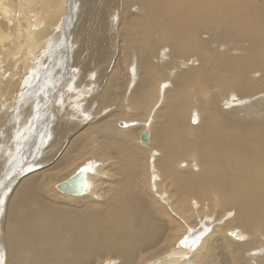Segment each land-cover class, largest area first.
Wrapping results in <instances>:
<instances>
[{
  "label": "bare ground",
  "instance_id": "bare-ground-1",
  "mask_svg": "<svg viewBox=\"0 0 264 264\" xmlns=\"http://www.w3.org/2000/svg\"><path fill=\"white\" fill-rule=\"evenodd\" d=\"M3 1L0 150L22 154L0 165V264H264V1L70 0L63 22V0ZM35 49L42 81L15 92ZM79 171L83 195L60 192Z\"/></svg>",
  "mask_w": 264,
  "mask_h": 264
},
{
  "label": "rangeland",
  "instance_id": "rangeland-1",
  "mask_svg": "<svg viewBox=\"0 0 264 264\" xmlns=\"http://www.w3.org/2000/svg\"><path fill=\"white\" fill-rule=\"evenodd\" d=\"M9 1H11V2H13V4L11 3V2H9ZM14 1H17V0H14ZM14 1H12V0H5V2L7 3V5H8V8H9V10H11L12 11V14H14V15H19V13H20V11L21 10H25V9H27L26 10V13H28L27 11H30L31 13H32V11H33V13L32 14H30V13H28V15L30 14V16L31 17H35V15L33 16V14H35V12L34 11H36V9L38 10L39 8L38 7H40L41 8V10H42V16H45V15H47L48 14V11H50V9L52 8V9H54V3H58V1H61V0H58V1H54V0H45V1H39V4L36 6L35 5V10H33L32 9V7H29L28 8V6H26V7H23L22 6V4H20L18 1H17V3L16 2H14ZM70 0H63V17H62V22L65 20V18H66V13H67V8H68V2H69ZM77 0H71V2H75V4H77L78 3V1L76 2ZM79 1H81V0H79ZM257 1H264V0H257ZM4 2V1H3ZM4 2V3H5ZM51 2V4H49ZM62 2V1H61ZM41 3V4H40ZM65 3V4H64ZM44 4H45V6H47L46 7V9L45 8H43V7H45L44 6ZM49 4V5H48ZM17 5H19V6H17ZM41 5H43V6H41ZM67 5V6H66ZM73 5V4H72ZM10 6V7H9ZM14 7L13 9H12V7ZM22 6V7H21ZM64 6H65V8H64ZM73 7L75 8L76 7V5L74 6L73 5ZM11 8V9H10ZM18 8H20V10L18 9ZM23 8V9H22ZM49 10H48V9ZM18 9V10H17ZM17 10V11H16ZM32 10V11H31ZM65 10V11H64ZM44 11V12H43ZM47 13H46V12ZM43 13H45V14H43ZM2 13H1V11H0V21L1 22H3L2 20V16L3 15H1ZM14 15H12V17L14 16ZM169 15V14H168ZM113 16V15H112ZM13 18H16V17H13ZM12 19V18H11ZM16 20V19H15ZM0 22V23H1ZM8 26H10V23L8 24ZM10 28V27H9ZM65 29V25H64V27H63V24H62V26L61 27H59V29L57 30V32H55L56 34L57 33H59V34H61V37L62 36H64L63 34H64V30ZM8 32H10V31H8ZM64 39V41H65V43H66V39L65 38H63ZM206 41H208V42H204L203 44H197V43H195L193 46H191L190 48H188V49H186V51L187 50H189V49H194V50H196V51H198V52H200L201 51V45H204V44H212V45H215V42H212V41H209V40H206ZM228 42V44H226V43H222L221 44V46H222V48H221V51L222 52H224L223 51V48L226 46V47H229L228 49H230V48H232V49H234L235 50V44L233 43V42H230V41H227ZM64 42H63V40H61L58 44H57V47H56V51H55V54H54V59L57 57V55L59 54V49H60V47L61 46H63L64 44H65ZM248 45H250V46H255V43H247ZM260 46V44H256V47H259ZM213 47H216V46H213ZM9 53H11V54H13V52H14V50L13 49H10L9 51H8ZM3 52L0 50V55L2 54ZM47 53V52H46ZM46 53H42V51H41V49H35V50H33L32 51V53H31V56H30V60H29V69L28 70H24V73L25 74H20V72H17L16 74H15V77L17 78V76H19V78H17L16 79V82H22L23 84L24 83H26L27 84V86H25L24 85V87L22 88V89H19V87L17 88V90L15 91V92H18V93H21V94H23V92L25 91V90H28V89H30V86L32 85V84H39V83H41V81H42V79H37V77H38V75L40 74V70L41 69H43L44 68V66L45 65H48L49 64V62L51 61H49V58H47L48 56H46ZM231 54V53H230ZM46 58H45V57ZM44 57V58H43ZM211 56L210 55H208L207 57H206V60H208L209 58H210ZM42 60V61H41ZM204 60L205 59H203L199 54H197V53H195V52H189L188 54H186L185 55V57H181V61L186 65V64H191V63H195V64H197V66L198 67H200V65L201 64H204ZM44 61V62H43ZM40 62H41V66H40ZM34 64V65H33ZM31 66V67H30ZM207 66H211V64H209V65H207ZM187 67H185L184 66V69H186ZM34 71V73L32 74V72ZM127 71V70H126ZM27 72V73H26ZM29 72V73H28ZM60 73V71L58 72V74ZM127 73H128V71H127ZM172 73H173V71H171V72H169V74L168 75H170V78H169V81H167L168 80V78L166 79V80H164L162 83H161V85H162V87H161V90H160V92H161V94H162V96H163V85H165V86H167V87H169L168 85H169V83H170V79H171V75H172ZM29 74V75H28ZM58 74H57V77H58ZM11 74H8L7 73V76L8 77H11L10 76ZM21 75V76H20ZM78 74H77V72L76 71H73L72 73H70V78L71 79H73V78H75L76 76H77ZM23 76V77H22ZM25 77V78H24ZM39 77H41V74L39 75ZM93 77L94 78H96V75H93ZM129 77L130 76H128V79H129ZM23 78V79H22ZM59 78V77H58ZM126 78H127V75H126ZM22 79V80H21ZM3 80L2 79H0V82H2ZM131 83V82H130ZM163 89V90H162ZM60 91L62 92V91H64V90H58V92L60 93ZM78 98H80V96H77ZM77 97H75V98H77ZM186 97V99H188V100H192V98H190L189 96H185ZM4 98V97H3ZM3 98H0V117L2 116V114L3 113H5V111H6V109H4V107L6 106V103L5 102H3L4 100H3ZM82 100L84 99V98H81ZM81 99H77L76 100V102H74V104H77V103H82V100ZM161 99V100H160ZM80 101V102H79ZM163 101V98H159V100H158V102L157 103H161ZM21 101L20 100H18L17 102H16V104L17 105H19V106H22V107H24V105L23 104H18V103H20ZM9 104H11V105H13L14 103H15V100H9V102H8ZM84 103H85V100H84ZM194 103H195V101H194ZM55 105H56V107H55ZM59 105V106H58ZM61 106V104H57V103H55L51 108L56 112V111H59L60 113L63 111V108H61L60 107ZM161 105H159L154 111H152L150 114H149V116H148V119H147V121H145V123L143 122L142 123V125L141 126H143V129H147V127H148V124H149V122L152 120V117H153V115H154V112L160 107ZM54 107H55V109H54ZM58 107V108H57ZM4 110V111H3ZM62 110V111H61ZM1 111L3 112V113H1ZM8 114H7V116H6V118H3V120H0V124L2 125V127L0 126V133L2 132V130L3 129H7V127H8V125H9V123L14 119V118H16L15 116L17 115V110H8V111H6ZM10 112V113H9ZM195 112V111H194ZM152 114V115H151ZM79 118L80 119H82V120H87V119H85V114L83 115V112H80L79 113ZM11 117V118H10ZM13 117V118H12ZM88 118V117H87ZM8 119V120H7ZM2 121V122H1ZM3 121H4V125H3ZM46 121V120H45ZM44 121V122H45ZM78 121V120H77ZM121 121H123V122H127L128 124H130L131 123V125L132 124H134L133 122H135L136 124H137V122L136 121H131V120H128V119H123V120H121ZM128 121H130V122H128ZM73 122H76V120H73ZM8 124V125H7ZM193 124H195V123H193ZM139 126V125H138ZM137 126V127H138ZM146 126V127H145ZM140 129H138V130H140V134L138 135V137H140V135L143 133V132H145L141 127H139ZM43 128H42V126H34V129H33V133L34 134H36V133H39V131L40 130H42ZM23 136H25V135H23ZM46 139V141L47 142H51L52 140H53V137H46L45 138ZM31 140V139H30ZM139 140V138L137 139V141ZM138 143H140L139 141H138ZM28 145H29V139H26V145H25V147H28ZM140 145V144H139ZM31 148H29L28 150H30ZM20 150H18V151H14V154H13V156L9 159V161H4L6 158H7V153H6V148H4V149H2V150H0V165H2V163H3V165H13V164H16L17 166H18V162H17V159H18V155H19V157L21 156L20 154H22V152H19ZM12 153H13V151H12ZM11 153V154H12ZM10 154V155H11ZM33 156L34 155H28V157L26 158V161H25V164H26V166L27 165H30V163H32L33 161H34V158H33ZM93 157L94 158H97V157H100V155L99 154H94L93 155ZM152 157H153V159L155 158L154 157V155H152ZM94 159H92V160H82L83 162H87V161H93ZM103 164H105L106 165V169L107 168H109L110 167V163H108L105 159L103 160V162H101V168H102V166H103ZM99 166V165H98ZM6 173H4V172H2V171H0V184L2 183V181H3V179H4V175H5ZM18 175H20V174H18ZM20 178V177H19ZM6 188H4L3 189V191L5 190ZM232 217V215L230 216V215H228L227 217H226V219H229V218H231ZM225 219V220H226ZM253 256H255V255H253Z\"/></svg>",
  "mask_w": 264,
  "mask_h": 264
},
{
  "label": "water",
  "instance_id": "water-1",
  "mask_svg": "<svg viewBox=\"0 0 264 264\" xmlns=\"http://www.w3.org/2000/svg\"><path fill=\"white\" fill-rule=\"evenodd\" d=\"M150 141V133L146 130L141 136V143L143 145H148ZM87 186L85 182V173L84 171H79L67 181L59 184L57 186L58 190L63 194L69 196H81L84 193V189Z\"/></svg>",
  "mask_w": 264,
  "mask_h": 264
}]
</instances>
